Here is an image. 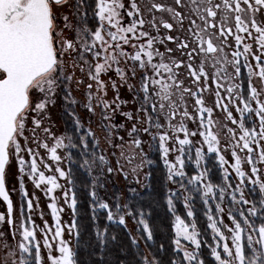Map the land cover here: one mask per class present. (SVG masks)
<instances>
[{"label":"snow or ice","instance_id":"snow-or-ice-1","mask_svg":"<svg viewBox=\"0 0 264 264\" xmlns=\"http://www.w3.org/2000/svg\"><path fill=\"white\" fill-rule=\"evenodd\" d=\"M64 8L69 12L58 16L57 10ZM72 83L83 89V101L73 95ZM61 93L71 134L56 135L49 108ZM205 93L213 96L212 106ZM77 106L89 114L87 124ZM216 109L235 127L214 119ZM97 116L107 147L92 127ZM117 116L122 122L117 123ZM189 122L195 127L190 129ZM145 145L157 149L166 180L178 185L166 199L174 217L169 264H206L201 249L207 242L195 219L193 193L205 207L213 264H264V0H0V200L7 206L0 223L9 226L0 230V264H79L75 179L71 167L61 166L65 160L91 180L94 222L104 212L108 224L126 229V217H131L146 241H152L142 209L122 203L119 195L110 202L98 194L116 174L148 187L143 181L151 173H144L143 180L140 176L152 163ZM63 149L78 151L62 155ZM229 152L231 161L225 155ZM209 154L215 156L220 183L211 180ZM13 160L26 201L18 223L6 187V169ZM189 165L192 174L186 170ZM25 176L36 188L43 186L50 199L51 225L42 212V227L33 220ZM57 190L72 211L70 223L61 221L64 208L58 206ZM246 193L258 198H246ZM181 194L187 220L176 214L174 201ZM226 202L231 203L230 224L222 215ZM107 233V225L96 229L101 251L116 240ZM131 244L139 247L136 237ZM140 264L161 261L146 255Z\"/></svg>","mask_w":264,"mask_h":264},{"label":"trees","instance_id":"trees-1","mask_svg":"<svg viewBox=\"0 0 264 264\" xmlns=\"http://www.w3.org/2000/svg\"><path fill=\"white\" fill-rule=\"evenodd\" d=\"M90 25H95V22L90 17ZM244 88H246V82H244ZM71 121V120H70ZM75 141V139H74ZM75 151H78L75 149ZM211 157H213L211 155ZM214 159V158H213ZM210 161L213 162L211 159ZM214 170L211 174V180L213 183H220V173L216 165L214 164ZM73 175L75 181L79 184V187L74 188V192L77 197V215L76 218L79 223L80 237L78 255L80 257L79 264H140V258L143 256L142 250L131 244V237L127 231L118 224L101 223L102 218L97 219L100 230H103L105 226L108 227V236L115 235L116 240L110 243L103 251L100 250L94 235H91V227L93 224L89 220V206L90 196L87 189H89L88 181L85 175L78 173L76 168L73 169ZM154 177L150 178L149 186L138 198H136L137 207L146 211L149 214H145V219L149 223L152 232L153 240L148 243L147 248L151 255H154L161 261V264H169V261L173 257V230H172V216L169 212L168 205L166 204V181L164 174L158 176L154 174ZM193 209L195 211V219L199 230L202 233V240L206 241L201 251L206 260V264H213V261L209 256V249L207 245H211V235L207 228L206 219L204 217L205 210L203 204L200 203L199 197L193 195ZM256 199V196L253 195ZM176 212L187 220L186 214L182 203L179 199L174 201ZM101 223V224H100ZM163 245V249H161Z\"/></svg>","mask_w":264,"mask_h":264},{"label":"rangeland","instance_id":"rangeland-1","mask_svg":"<svg viewBox=\"0 0 264 264\" xmlns=\"http://www.w3.org/2000/svg\"><path fill=\"white\" fill-rule=\"evenodd\" d=\"M68 12H69V9H67V8L58 9L57 10V15L59 16V15H62V14H66ZM90 17L91 16H89V18ZM57 22L60 23L59 20ZM90 26H92L93 28L95 27V25H93V24L90 25ZM66 35H68L69 38H71L72 34L70 32H67ZM68 71L71 72L72 69L69 68ZM76 76L77 77L81 76V73L78 70L76 71ZM244 82H246V81H244ZM85 83H87L86 78H85ZM213 87H214V85H213ZM246 87H247V82H246ZM70 88H71V90L73 92V95L78 100L83 101V99H84V91H83V89L77 90V86H76L75 83H72L70 85ZM62 96H63V93H61V95L56 98V103L54 105H51L50 108H49L51 121H54V122L58 121L57 124L60 125L59 126L60 129L63 128L65 133L68 132L69 134H71V132H70L71 121H70V118L65 114V109H64V105H63ZM205 97H206L207 105L212 106L213 105V99H214L213 96L208 95L207 93H205ZM33 99L35 100V96L33 97ZM192 103H194V101L189 99V111H192V108H191V104ZM125 110H127V108ZM97 113H99V109H97ZM233 114L236 115L234 109H233ZM77 115L81 116L83 121L85 122V124H87V117H88L89 114L86 113V111L83 108H80V107L77 106ZM224 116H225V114L219 109H216L214 111V113H213L214 119H217V120H220L222 122L228 123V125L230 127H235V125H232L230 121H224ZM97 119H98V116L92 118V121H93L92 122V127L96 131L97 135L101 138L102 147H107V145L103 144V133L101 132V130L99 128L96 127V120ZM177 119H179V117ZM120 122H122V120H121V118L119 116H117V123H120ZM188 126H189L190 129L195 127L190 122H189ZM120 135H125V133L123 131H121ZM144 139L147 140L148 138L144 137ZM195 139H199V137L197 136ZM221 141H222V144L225 143L223 134L221 135ZM67 150H68V152L69 151L75 152V149H67ZM145 151L149 153L148 158L152 161V163L150 165H147L143 169V171L140 173L141 179L143 180L144 173H151L150 178L154 177L155 176L154 174H158V176H161L162 174H164V179H165L166 184H167L166 193H165L166 194V199H167L168 190L169 189H174L175 190V189L178 188V185L172 184V183H170V182H168L166 180V168L164 167L163 161L160 159V155H159V152L157 151V149L155 147H153L152 149H149L147 147V145H145ZM117 155H119L118 151H117ZM211 155L213 157H211ZM225 155L231 161L232 158H231L230 152L229 153H225ZM74 159H75V157H74ZM169 159H174V157L170 156ZM211 159L213 160V162L210 161ZM114 163H115V161L113 160V164ZM136 163H139V157H137ZM214 164H215V156L213 154H209L208 159H207V166L211 169L212 172H213L214 167H215ZM70 166L73 169L76 168V166H73L71 164H70ZM9 167H8V169H6V187L8 188L9 193H10V197L13 200L14 219L18 223L19 220H20V205L21 204L25 205L26 201H25L24 197L20 193V187H19V176H20V174L17 171V165H16L15 161H13V164H12L11 168H9ZM186 170H187V172L189 174H192L193 167L191 165H189ZM245 170H247V166L246 165H245ZM212 172H211V174H212ZM234 176H235V174L233 173V177ZM73 177H74V175H73ZM26 178L27 177L25 176L24 177V187L27 190ZM150 178L148 180H144L143 181L148 186H149ZM86 179L88 181L87 184L90 185V183H91L90 178L86 177ZM130 180H131V178H129V180L126 181L123 178V176H121L119 174L109 176L107 184H106V187L103 188V189H99L98 194H99L100 197H102L104 199H107L110 202H111V199H112V197L114 195H119L121 197V202L122 203L127 202V203H129L132 206L133 209H137L139 207H137V205L135 203L136 198H138L145 190H147L148 187L147 188L140 187V185H137L135 183H131ZM236 183H237V181L235 179H233V187H235ZM75 187L76 188L79 187V184L76 181H75ZM74 188H73V191H74ZM130 188H136L137 192L136 193H132L129 190ZM87 191L89 192L90 188L87 189ZM192 195H194V193ZM246 198L254 199L253 195L252 194H248V193H246ZM257 198L258 197H256V199ZM178 199L182 203V206H183V209H184V213L186 214V209H185L184 203H183V194H181ZM199 201H200V199H199ZM200 203L202 204L201 201H200ZM166 204H167V202H166ZM223 206L225 207V212L222 214L223 217H224V222L226 224H230V221L228 220V217H227V212H228L229 207H231V203L230 202H226ZM202 207H204V205ZM239 207H243V208L246 209L248 206L240 205ZM139 209H141V208H139ZM203 210H205V207L203 208ZM213 210H214V205H213ZM0 212H4L5 213V208H4V205H3L1 200H0ZM144 213L145 214H149L146 211H144ZM176 214L179 215L177 212H176ZM203 214H204V217L206 219L205 213H203ZM88 215H89L90 223L94 225L93 228L91 227V229H90L91 231L89 233L91 235L95 236V232H96L97 227H99V224L97 223V221L94 222L93 219H92L91 204L89 206ZM97 216H98V219L102 218V222L101 223H104V222L108 223L107 220H106V213L99 212L97 214ZM171 216H172V223H173L174 217H173L172 213H171ZM32 218H33V220H35V217H34L33 213H32ZM71 220H72V211L70 209L69 221L65 220V222L70 223ZM35 222H36L37 225H40V223L37 222V220H35ZM62 223H64V222H62ZM126 223H127V228L126 229L124 227L123 228L125 229V231H127L128 235L130 237H136L137 238L138 245H139V248L143 252V256L151 255L149 249L147 248V245H148V243H150V241H146V238H145L143 232L137 230L138 227H140V226H138L136 224V222L131 217H126ZM206 224H208L207 219H206ZM0 230H9L8 229V225H6L4 223H0ZM209 233L211 235V243L213 244L212 233H211L210 229H209ZM227 234L228 233L226 232V235ZM37 238L38 239H42V237L40 236L39 233H37ZM67 238H68V235L65 233V239H67ZM9 243H14V241H12L10 239ZM229 243H230V241H229ZM2 256H3V253H0V259H2ZM207 257H210V255L208 256V254H207Z\"/></svg>","mask_w":264,"mask_h":264},{"label":"flooded vegetation","instance_id":"flooded-vegetation-1","mask_svg":"<svg viewBox=\"0 0 264 264\" xmlns=\"http://www.w3.org/2000/svg\"><path fill=\"white\" fill-rule=\"evenodd\" d=\"M126 2H127V0H126ZM138 2H139V0H138ZM157 2L172 4L173 3V0H157ZM156 15L159 16L160 13H156ZM149 18H150V16H149ZM165 19H168V17H167L166 14H165ZM153 34H155V33H153ZM172 34H175V33H172ZM168 47H173L174 48L175 45L169 43L168 44ZM161 50L163 51V46H161ZM225 51L226 52H230V49H227L226 48ZM175 55L177 57H179L180 54L177 52V53H175ZM181 71H183V69ZM208 71L209 72H212V71H214V69L209 68ZM245 75H246V73H245ZM181 79H184V77L181 76ZM184 84L187 87H191V83L187 79L184 80ZM57 123H58V121H56V122L51 121L52 131L56 135H63V134H65L63 128L60 129V127H59L60 125H58ZM21 142L23 143V141H21ZM65 142L67 143V141H65ZM49 143H51V141H49ZM59 151L61 152L62 155L68 152L67 149H63V150H59ZM40 152H41V155L42 156H45V159H47V157H46V155L44 153V150L41 149ZM13 161L10 162V165H9L10 167L9 168H11V166L13 164ZM61 166L64 167L65 170H68L71 167L70 164H69V162L67 160H65ZM73 166H75V165H73ZM42 170H44V169L42 168ZM46 174H48L47 171H46ZM26 182L28 183V184L26 183V186H27V192H28L29 198H33L34 210H33L32 213H33V215L35 217V220H37V222L40 223V226L41 227L43 226V220H47L49 222V224L51 225L53 223L52 218H51V210L47 207V205L51 201H50V199L47 196H45L44 190H43V186L40 189L36 188L34 186V184L32 183V181L29 180L28 178H26ZM61 183L64 184L65 188L72 187L71 185L66 184L64 181H61ZM55 195L60 198L57 201L58 206L64 208V211L62 213H60V215L62 216L61 217V221L62 222H65V220L66 221H69L70 208L67 205L64 204L61 191L60 190H57L56 193H55ZM37 204L39 205V207H36ZM25 209H26V203H25ZM41 212L43 213V220L40 218V213ZM67 239H69V237Z\"/></svg>","mask_w":264,"mask_h":264},{"label":"water","instance_id":"water-1","mask_svg":"<svg viewBox=\"0 0 264 264\" xmlns=\"http://www.w3.org/2000/svg\"><path fill=\"white\" fill-rule=\"evenodd\" d=\"M2 201V200H1ZM2 203L4 204V208H5V213L7 212V206L6 204L2 201ZM8 229H9V226H8Z\"/></svg>","mask_w":264,"mask_h":264}]
</instances>
